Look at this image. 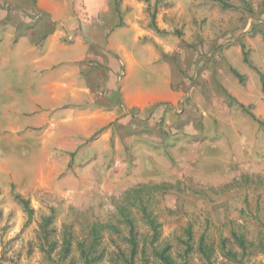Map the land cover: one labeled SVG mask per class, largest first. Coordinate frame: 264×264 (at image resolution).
I'll list each match as a JSON object with an SVG mask.
<instances>
[{
    "label": "rangeland",
    "instance_id": "374dc122",
    "mask_svg": "<svg viewBox=\"0 0 264 264\" xmlns=\"http://www.w3.org/2000/svg\"><path fill=\"white\" fill-rule=\"evenodd\" d=\"M124 1L141 41L159 55L153 63L143 60L135 66L128 83L163 88L160 72L166 64L177 101L161 106L157 116L135 112L113 124L117 139L112 140L111 158L103 159L106 172L91 174L100 182L94 188L77 185L87 173L72 174L75 181L66 180L67 173H48L36 140L19 135L23 140L0 126V264H67L69 258L57 261L54 254L48 259L41 251L50 248L43 245V217L53 216L50 238L60 242L62 226L72 223L75 211L85 214L83 222H107L114 202L140 182H181L180 191L156 195L165 240L174 242L189 221L196 237L205 229L215 242L231 226L253 231L264 222V0H72L71 5ZM34 6L35 0H0V31L27 21L37 30L49 15L36 19L35 11L36 18L28 20ZM7 69L12 80L13 66ZM7 77L0 75V121ZM14 194L29 200L34 209L30 221ZM72 248L73 264H80L74 244ZM179 249L173 247L175 257ZM191 258L202 264L197 255ZM224 261L216 251V264ZM245 264H264V255H249Z\"/></svg>",
    "mask_w": 264,
    "mask_h": 264
},
{
    "label": "crops",
    "instance_id": "0c3cea01",
    "mask_svg": "<svg viewBox=\"0 0 264 264\" xmlns=\"http://www.w3.org/2000/svg\"><path fill=\"white\" fill-rule=\"evenodd\" d=\"M71 1L35 0L28 20L36 18L35 11L36 19L49 15L37 30L27 21L0 31V70L10 72L7 67L13 66L12 80L0 72L7 77L0 126L36 140L48 173H67L68 181L76 180L74 173H87L77 185L94 188L100 182L91 174L106 172L103 159L111 158L117 139L113 124L134 110L157 116L178 93L166 64L160 72L163 88L128 83L135 66L159 55L141 41L139 27L126 14L127 1L86 7Z\"/></svg>",
    "mask_w": 264,
    "mask_h": 264
},
{
    "label": "trees",
    "instance_id": "16d2710c",
    "mask_svg": "<svg viewBox=\"0 0 264 264\" xmlns=\"http://www.w3.org/2000/svg\"><path fill=\"white\" fill-rule=\"evenodd\" d=\"M115 6L118 4L115 3ZM153 27L158 31L155 25ZM245 61H248L246 56ZM232 72L242 80V75L234 68ZM260 82L264 91V75L261 72ZM239 106L252 120L261 122L252 112L245 110L242 104ZM245 179L248 181V178ZM180 184V181L176 184L140 182L127 188L114 202L115 210L107 222H83L80 218L85 219V214L75 211L72 223L62 226L60 242L50 238L55 230L49 226L53 216H44L43 245H49L50 248H41V251L48 259H54V254L58 257L57 261L69 258L67 264H73L74 261L73 244L78 251L80 264H194L191 258L193 255H197L202 264H216V251L225 259L222 264H245L249 255H264L263 221L253 231L242 225L231 226L228 235L220 234L217 242L205 229L196 237L194 223L189 221L182 234L174 236V242L163 239L162 223L156 212V195H163L174 189L180 191ZM14 197L30 221L34 209L29 206V200L19 194H14ZM75 225L79 226L78 230ZM173 247H180L176 257L172 254Z\"/></svg>",
    "mask_w": 264,
    "mask_h": 264
}]
</instances>
